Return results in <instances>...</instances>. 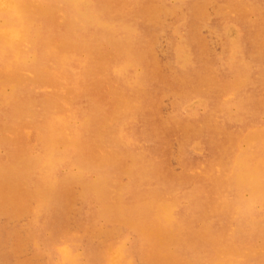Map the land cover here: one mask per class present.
Masks as SVG:
<instances>
[{
    "label": "rangeland",
    "instance_id": "1",
    "mask_svg": "<svg viewBox=\"0 0 264 264\" xmlns=\"http://www.w3.org/2000/svg\"><path fill=\"white\" fill-rule=\"evenodd\" d=\"M21 1L0 0V264H264V0Z\"/></svg>",
    "mask_w": 264,
    "mask_h": 264
},
{
    "label": "bare ground",
    "instance_id": "2",
    "mask_svg": "<svg viewBox=\"0 0 264 264\" xmlns=\"http://www.w3.org/2000/svg\"><path fill=\"white\" fill-rule=\"evenodd\" d=\"M19 1H20V3H23L21 0H19ZM37 1H38V0H37ZM37 1L34 0V2H37ZM67 1H69V0H67ZM28 2H29V0H28ZM28 2H27V3L24 2V3H25V4H28ZM38 2H41V1L39 0ZM45 2H46V1H45ZM20 3H19V4L8 3V5L11 6V7L14 9V11L16 10V11L19 12V13L21 12L20 15H22V12H26L27 10H26L25 8H23V7H19V6L22 5V4L20 5ZM31 3H33V2H31ZM39 4H40V3H39ZM70 4H71V3H70ZM30 5H31V4H30ZM45 5H46V4H45ZM60 5H61V4H60ZM73 5H74V4H73ZM22 6H23V5H22ZM25 7H26V6H25ZM28 7H29V6H27L26 8H28ZM31 7H32V5H31ZM37 7H38V8H36V9H39V10H40V11H36L37 14H38V13H39V14H40V13L42 14V12H43V14H45V12H48V11H49V10L47 9V7L44 6V5H38ZM74 7H75V6H74ZM89 8H90V7H89ZM93 8H94V7H93ZM7 9H8V8H7ZM28 9H30V7H29ZM32 9H33V8H32ZM52 9H54V8H52ZM76 9H77V8H76ZM76 9H75V10H76ZM79 9H81V6H80ZM87 9H88V8H87ZM34 10H35V9H34ZM91 10H92V9H91ZM41 11H42V12H41ZM29 12H30V11H29ZM15 13H16V12H15ZM26 13H27V12H26ZM87 13H88V12H87ZM89 13H90V12H89ZM91 13H92V11H91ZM29 14H30V13H29ZM79 14H80V13H79ZM93 14H95V13H93ZM3 15H5V14H3ZM3 15H2V16H3ZM10 15H12V14H10ZM32 15H33V14H32ZM87 15H88V14H87ZM96 15H97V14H96ZM36 16H37V15H36ZM63 16H64V18H65V15H64V14H63ZM63 16H62V17H63ZM0 17H1V16H0ZM14 17H15V16H14ZM14 17H13V18H14ZM26 17H27V15H26ZM31 17L33 18L34 16H31ZM2 18H4V17H2ZM6 18H7V17H6ZM13 18H12V19H13ZM35 18H36V17H35ZM64 18H63V19H64ZM72 18H73V17H72ZM76 18H77V17H76ZM85 18H86V17H85ZM9 19L11 20V18H9ZM9 19H8V20H9ZM15 19H16V17H15ZM78 19H79V18H78ZM98 19H100L99 16H98ZM27 20H28V19H27ZM61 20H62V19H61ZM101 20H102V19H101ZM16 21H17V19H16ZM23 21H24V19H23ZM28 21H29V20H28ZM78 21H80V20H78ZM81 21H82V20H81ZM81 21H80V23H81ZM104 21H106V20H104ZM12 22H13V20H12ZM14 22H15V20H14ZM18 22H19V21H18ZM18 22H17V23H18ZM32 22H33V21H32ZM40 22H41V21H40ZM83 22H85V21H82V24H85V23H83ZM88 22H89V21H88ZM90 22H91V21H90ZM107 22H108V21H107ZM1 23H3V22H1ZM60 23H61V22H60ZM72 23H73V22H72ZM111 23H112V22H111ZM111 23H110V24H111ZM113 23H115V22H113ZM8 24H9V23H8ZM8 24H7V25H8ZM27 24H28V23L26 22V26H27ZM86 24H88V23H86ZM115 24H116V23H115ZM115 24H114V26H115ZM2 25H3V24H1L0 26H2ZM7 25H6V26H7ZM20 25H22V21H21ZM23 25H24V28H25V27H26L25 24H23ZM32 25H33V24H32ZM95 25H97V24H94V27H95ZM111 25H112V24H111ZM8 26L10 27V25H8ZM8 26H7V27H8ZM14 26H16V25H14ZM90 26H91V25H90ZM105 26H106V25H105ZM122 26H123V24H122ZM91 27H92V26H91ZM118 27H119V26H118ZM118 27H117V28H118ZM0 28H1V27H0ZM15 28H16V27H15ZM15 28H14V29H15ZM19 28H20V27H19ZM19 28H18V29H19ZM24 28H23V29H24ZM31 28H32V27H31ZM37 28H38V26H37ZM101 28H102V27H101ZM103 28H104V27H103ZM105 28H106V27H105ZM124 28H125V26H124ZM11 29H12V28H11ZM11 29H10V30H11ZM23 29H22V31L25 32V29H24V30H23ZM32 29H33V28H32ZM49 29H50V28H49ZM15 30H16V29H15ZM15 30H13V31H15ZM35 30H36V28H35ZM41 30H42V29H41ZM41 30H39L38 32H40ZM106 30H107V29H106ZM8 31H9V30L6 31V29H5L4 32H0V35L4 34L2 37H3L4 41H5V43H6L7 45H12V44L16 43L15 38H14L15 33H14L13 31H10V32H8ZM16 31H17V30H16ZM20 31H21V30H20ZM20 31H19V32H20ZM27 31H28V30H26V32H27ZM114 31H116L115 28H114ZM124 31H125V30H124ZM17 32H18V31H17ZM17 32H16V33H17ZM26 32H25V33H26ZM27 33H28V32H27ZM35 33H37V32H35ZM19 34H20V33H19ZM21 34H23V33H21ZM42 34H43V33H42ZM47 34H48V33H47ZM25 35H27V34H25ZM30 35H31V34H30ZM36 35H38V34H36ZM39 35H40V34H39ZM91 35H92V34H91ZM32 36H33V35H32ZM97 36H98V35H97ZM29 37H31V36H29ZM35 37H36V36H35ZM0 38H1V37H0ZM90 38H92V37H90ZM108 38H109V37H108ZM1 39H2V38H1ZM3 39H2V40H3ZM33 39H34V38H33ZM33 39H32V40H33ZM77 39H78V38H77ZM115 39H117V38H115ZM2 40H1V41H2ZM6 40H7V42H6ZM36 40H37V39H36ZM36 40L34 39V41H36ZM108 40H109V39H108ZM126 40H127V39H126ZM128 40H129V39H128ZM128 40H127V41H128ZM4 41H2V42H3V45H4ZM20 41H21V40H20ZM103 41H104V40H103ZM109 41H110V40H109ZM17 42H18V41H17ZM27 42H28V40H27ZM89 42H90V41H89ZM22 43H23V42H22ZM57 43H58V41H57ZM72 43H73V42H72ZM107 43H108V42H107ZM27 44H28V43H27ZM32 44L34 45V43H32ZM0 45H1V44H0ZM33 45H32V46H33ZM22 46H23V45H22ZM47 46H49V44H48ZM24 47H25V44H24ZM24 47H23V48H24ZM30 47H31V46H30ZM8 48H9V46H8ZM19 48H20V47H19ZM23 48H22V50H23ZM48 48H49V47H48ZM52 49H53V48H52ZM109 49H110V48H109ZM118 49H119V47H117V50H118ZM123 49H124V48H123ZM9 50H10V49H9ZM18 50L20 51L21 49H18ZM22 50H21V51H22ZM47 51H48V50H47ZM44 52H45V51H44ZM23 53H24V52H23ZM23 53H22V54H23ZM82 53H83V52H82ZM74 54H75V53H73L72 57L74 56ZM85 54H86V52H85ZM114 54H115V53H114ZM67 55H68V54L63 55V56L65 57V56H67ZM109 55H110V54H109ZM81 56H82V55H81ZM84 56H86V55H84ZM87 56H88V54H87ZM126 56H127V55H126ZM132 56H133V54H132ZM91 57H92V55H91ZM109 57H111V56H109ZM128 57H129V56H128ZM62 58H63V57H62ZM66 58H67V57H66ZM73 58H74V57H73ZM34 59H35V58H34ZM34 59H33V60H34ZM67 59H68V58H67ZM79 59H80V58H79ZM63 60H64V59H63ZM126 60H127V59H126ZM65 61H67V60H65ZM68 61H69V59H68ZM71 61H72V60H71ZM155 61H156V60L154 59V62H155ZM129 62H130V61H129ZM157 62H158V61H157ZM61 63H62V62H61ZM116 63H117V62H116ZM192 63H193V62H192ZM79 64L82 65L81 63H79ZM136 64H137V63H136ZM157 65H158V64H157ZM54 66H55V65H54ZM63 66H64V63H63ZM115 66H116V65H115ZM66 67H68V66H66ZM72 68H74V67H72ZM88 68H89V67H88ZM115 68H116V67H115ZM117 68H118V67H117ZM45 69H47V68H45ZM69 69H70V68H69ZM76 69H77V68H76ZM151 69H152V68H151ZM152 70H153V69H152ZM51 71H52V70H51ZM71 71H73V70H71ZM115 71H116V70H115ZM117 71H118V70H117ZM21 72H22V71H21ZM21 72L19 73L18 76H20ZM25 72H26V71H25ZM74 72H75V71H74ZM22 73H23V72H22ZM113 73H114V69H113ZM118 74H119V73H118ZM140 75H141V74H140ZM18 76H17V77H18ZM24 76H25V75H24ZM63 76H64V75H63ZM137 76H138V75H137ZM210 76H211V75H210ZM143 77H144V76H143ZM19 78H20V77H19ZM19 78H18V79H19ZM63 79H64V78H63ZM61 80H62V79H61ZM251 80H252V79H251ZM18 81H19V80H18ZM18 81H17V83H18ZM127 81H129V80H127ZM65 82H66V81H65ZM134 82H135V80H134ZM57 83H58V82H57ZM135 83H136V82H135ZM11 84H12V83H11ZM60 84H61V82H60ZM17 85H18V84H17ZM61 85H62V84H61ZM63 85H64V84H63ZM71 85H72V84H71ZM14 86H15V85H14ZM72 86H74V85H72ZM209 86H210V85H209ZM256 86H257V85H256ZM263 86H264V85H263ZM67 87H69V86H67ZM212 87H213V86H212ZM204 88H205V87H204ZM61 89H62V88H61ZM68 89H69V88H68ZM68 89H67V90H68ZM37 90H38V89H37ZM40 90H41V89H40ZM64 90H65V89H64ZM200 90H201V89H200ZM38 91H39V90H38ZM59 91H61V90H59ZM111 92H112V91H111ZM64 94H65V93H64ZM114 94H115V93H114ZM116 94H117V93H116ZM119 94H120V93H119ZM65 95H66V94H65ZM117 95H118V94H117ZM122 95H123V94H122ZM66 96H68V94H67ZM120 96H121V95H120ZM248 96H249V95H248ZM59 97H60V96H59ZM69 97H71V96H69ZM109 97H110V96H109ZM47 98H48V97H47ZM57 98H58V96H57ZM60 98H61V97H60ZM70 100H71V99H70ZM248 100H249V99H248ZM57 102H58V101H57ZM65 102H68V101L65 100ZM124 103H125V102H124ZM248 103H249V102H248ZM56 104H57V106H58V103H56ZM69 104H70V103H69ZM126 104H127V103H125V105H126ZM136 104H138V103H136ZM139 104H140V103H139ZM43 106H44V105H43ZM54 106H55V104H54ZM131 106H132V105H131ZM131 106H130V107H131ZM55 107H56V106H55ZM118 107H120V106H118ZM57 108H58V107H57ZM57 108H56V109H57ZM59 108H60V107H59ZM157 108H158V107H157ZM157 108H155V109H157ZM122 109H123V108H122ZM127 109H128V108H127ZM50 110H51V109H50ZM52 110H53V109H52ZM60 111H61V110H60ZM127 111H128V110H127ZM157 111H158V110H157ZM63 112H64V111H63ZM72 112H73V111H72ZM119 112H120V110H119ZM158 112H159V111H158ZM73 113H74V112H73ZM120 113H121V112H120ZM65 114H67V113H65ZM60 115H61V114H60ZM67 115H69V114H67ZM55 116H56V115H55ZM57 116H58V114H57ZM59 117H61V116H59ZM65 117H66V116H65ZM68 117H69V116H68ZM151 117H152V116H151ZM52 118H53V116H52ZM57 118H58V117H57ZM61 118H62V117H61ZM64 119H65V118H64ZM70 119H71V118H70ZM55 120H56V119H55ZM60 120H61V119H60ZM53 121H54V120H53ZM58 121H59V120H58ZM87 122H88V121H87ZM105 122H106V121H105ZM54 123H55V122H54ZM57 124H58V123H57ZM80 124H83V123L80 122ZM104 124H106V123H104ZM107 124H108V123H107ZM107 124H106V125H107ZM54 125H55V124H54ZM50 126H51V125H50ZM101 126H103V125H101ZM197 126H198V125H197ZM51 128H52V127H51ZM57 128H59V127H57ZM64 128H65V127H64ZM75 128H76V126H75ZM101 128H102V127H101ZM65 129H66V128H65ZM48 130H49V128H48ZM52 130H53V129H52ZM78 130H79V129H78ZM192 130H193V129H192ZM197 131H198V130H197ZM217 131H218V129H217ZM51 132H52V131H51ZM54 132H55V127H54ZM75 132H76V131H75ZM78 132H79V131H78ZM122 132H123V131H122ZM122 132H121V134H122ZM96 133H97V132H96ZM99 133H100V132L98 131L97 134H99ZM119 133H120V132H119ZM51 134H53V133H51ZM55 134H56V132H55ZM55 134H53L54 137H55ZM71 134H72V133H71ZM74 134H75V133H74ZM219 134H220V133H219ZM28 135H29V134H28ZM28 135H27V136H28ZM75 135H76V134H75ZM78 135H80V134H78ZM94 135H96V134H94ZM118 135H119V134H118ZM125 135H126V134H125ZM142 135H143V134H142ZM260 135H264V134H260ZM59 136H60V135H59ZM98 136H99V135H98ZM135 136H137V135H135ZM155 136H156V135H155ZM96 137H97V136H96ZM96 137H95V138H96ZM120 137H121V136H120ZM131 137H132V136H131ZM260 137H261V136H260ZM263 137H264V136H263ZM48 138H49V137H48ZM58 138H59V137H58ZM92 138H93V137H92ZM110 138H112V137H110ZM116 138H117V137H116ZM135 138H136V137H135ZM100 139H101V138H100ZM100 139L98 138V141H99ZM121 139H122V138H121ZM137 139H138V138H137ZM40 140H41V138H40ZM53 140H54V139H53ZM70 140H71V139H70ZM77 140L79 141L78 138H77ZM127 140H128V139H127ZM215 140H216V139H215ZM258 140H260V139H258ZM47 141H48V140H47ZM58 141H60V140L58 139ZM61 141H62V140H61ZM164 141H165V140H164ZM212 141H213V140H212ZM50 142H51V141H50ZM79 142H80V141H79ZM219 142H220V141H219ZM257 142H258V141H257ZM257 142H256V143H257ZM48 143H49V141H48ZM51 143H52V142H51ZM51 143H50V144H51ZM55 143L59 144V142H56V141H55ZM66 143H67V142H66ZM66 143H62V144L64 145V144H66ZM102 143H103V142H100V144H102ZM113 143H114V142H113ZM260 143H261V141L259 142V145H260ZM62 144H61V145H62ZM94 144H95V142H94ZM100 144H99V145H100ZM126 144H128V143H126ZM55 145H56V144H55ZM72 145H73V144H72ZM74 145H75V144H74ZM77 145H78V144H77ZM86 145H87V143H86ZM99 145H95V147H96V146H99ZM106 145H107V141H106ZM67 146H70V145H67ZM75 146H76V145H75ZM80 146H81V145H80ZM100 146H101V145H100ZM108 146H109V145H108ZM255 146H256V145H255ZM47 147H49V146H47ZM64 147H66V146H64ZM91 147H92V146H91ZM101 147H102V146H101ZM115 147H116V146H115ZM164 147H165V146H164ZM218 147H219V146H218ZM256 147H257V146H256ZM256 147H255V148H256ZM259 147H260V146H259ZM49 148H51V145H50ZM57 148H58V146H57ZM76 148H77V146H76L74 149H76ZM87 148H88V147H87ZM108 148H110V147H108ZM108 148H107V149H108ZM89 149H90V147H89ZM93 149H94V148H93ZM96 149H97V148H96ZM101 149H102V148H101ZM248 149H249V148H248ZM248 149H247V150H248ZM44 150H45V149H44ZM50 150H51V149H50ZM53 150H54V149H53ZM55 150H56V149H55ZM67 150H68V149H67ZM77 150H78V148H77ZM79 150H80V148H79ZM82 150H85V149H82ZM82 150H80V151H82ZM110 150H112V149L110 148ZM258 150H259V149H258ZM47 151H48V150H47ZM73 151H74V150H73ZM96 151H97V150H96ZM102 151H103V150H102ZM130 151H131V150H130ZM248 151H249V150H248ZM262 151H263V150H261V152H262ZM76 152H77V151H76ZM94 152H95V151H94ZM110 152H111V151H110ZM161 152H163V150H161ZM164 152H165V151H164ZM255 152H256V151H255ZM261 152H259V153H261ZM80 153H81V152H80ZM131 153H133V152H131ZM136 153H137V152H136ZM150 153H151V152H150ZM165 153H166V152H165ZM244 153H245V152H244ZM247 153H250V152H247ZM257 153H258V152H257ZM81 154H82V153H81ZM107 154H109V153H108V150H107ZM112 154H113V152L111 153V156H112ZM115 154H116V153H115ZM115 154H114V155H115ZM126 154H127V152H126ZM252 154H254V152H252ZM263 154H264V153L262 152V155H263ZM88 155H89V154H88ZM91 155H94V153H92ZM151 155H153V154H151ZM250 155H251V154H250ZM262 155H260V156H262ZM125 156H126V155H125ZM128 156H130V155H128ZM136 156H139V157H140L139 154L136 155ZM164 156H165V155H164ZM254 156H255V154H254ZM89 157H90V159H91L92 156H89ZM117 157H118V156H117ZM120 157H121V159H122V156H120ZM133 157H134V156H133ZM149 157H150V156H149ZM256 157H257V156H256ZM256 157H255V158H256ZM61 158H62V157H61ZM76 158H77V157H76ZM92 158H93V157H92ZM113 158H114V160H112V161H115L116 159H115L114 156H113ZM125 158H126V157H125ZM241 158H242V157H241ZM249 158H250V157H249ZM121 159H120V160H121ZM147 159H148V158H147ZM147 159H146V160H147ZM150 159H151V157H150ZM91 160H93V159H91ZM148 160H149V159H148ZM156 160H157V158H156ZM248 160H249V159H248ZM79 161H80V160H79ZM159 161H160V160H159ZM162 161H164V159H163ZM52 162H53V161H52ZM149 162H150V161H149ZM152 162H153V161H151L150 163H152ZM165 162H166V161H165ZM84 163H85V162H84ZM158 163H159V162H158ZM162 163H163V162H161V166H162ZM80 164H81V161H80ZM144 164H145V163H144ZM163 164H164V163H163ZM165 164H166V163H165ZM169 164H170V163H169ZM169 164H168V165H169ZM146 165H147V164H146ZM146 165H145V167H147V166L149 167V165H147V166H146ZM170 165H171V164H170ZM250 165H253V164H250ZM109 166H110V165H109ZM125 166H126V164H125ZM132 166H133V165H132ZM134 166H135V165H134ZM260 166H261V165H260ZM117 167H118V166H117ZM126 167H128V166H126ZM165 167H166V166H165ZM134 168H135V167H134ZM260 168H261V167H260ZM107 169H108V168H107ZM117 169H118V168H117ZM128 169H129V168H128ZM131 169H132V168H131ZM157 169H158V168H157ZM162 169H164V167H163ZM237 169H238V168H237ZM124 170H125V169H124ZM106 171H107V170H106ZM125 171H126V170H125ZM128 171H129V170H128ZM171 171H173V170H171ZM238 171H239V169H238ZM123 173H124V171H123ZM126 173H127V172H126ZM174 173H175V172H174ZM107 174H108V173H107ZM112 174H113V173H112ZM161 174H162V173H161ZM254 174H255V173H254ZM261 174H262V173H261ZM174 175H175V174H174ZM111 176H112V175H111ZM115 176H116V175H115ZM117 176H119V175L117 174ZM122 176H124V175H122ZM122 176H121V178H122ZM127 176H128V174H127ZM129 176H130V175H129ZM145 176H146V175H145ZM235 176H236V175H235ZM105 177H106V176H105ZM105 177H104V178H105ZM119 177H120V176H119ZM116 178H117V177H116ZM129 178H130V177H129ZM234 178H235V177H234ZM101 179H102V178H101ZM119 179H120V178H119ZM236 179H237V178H236ZM239 179H240V178H239ZM106 180H107V179H106ZM109 180H111V178H110ZM104 181H105V180H104ZM111 181H112V180H111ZM206 181H208V180H206ZM216 182H217V181H216ZM231 182H232V181H230V184H231ZM104 183H105V182H104ZM219 183H221V182H219ZM263 183H264V182H263ZM215 184H216V183H215ZM240 184H241V183H240ZM104 185H105V184H104ZM111 185H112V184H111ZM111 185H110V186H111ZM114 185H115V184H114ZM116 185H117V184H116ZM123 185H124V184H123ZM156 185H157V184H156ZM173 185H174V184H173ZM218 185H219V184H218ZM233 185H234V184H233ZM110 186H109V187H110ZM112 186H113V185H112ZM210 186H211V185H210ZM98 187H99V186H98ZM98 187H97V188H98ZM102 187H103V185H102ZM109 187H108V188H109ZM117 187H119V186H117ZM131 187H132V186H131ZM139 187H140V186H139ZM139 187H138V188H139ZM218 187H219V186H218ZM123 188H124V186H123ZM126 188H127V187H126ZM129 188H130V187H129ZM134 188H135V187H134ZM245 188H246V187H245ZM99 189H100V188H99ZM218 189H219V188H218ZM220 189H223V187H222V188L220 187ZM232 189H233V187H232ZM236 189H237V188H236ZM249 189H250V188H249ZM101 190H102V188H101ZM122 190H123V189H122ZM250 190H251V189H250ZM102 191H103V190H102ZM112 191H113V190H112ZM136 191H137V189H136ZM97 192H100V191L97 190ZM121 192H122V191H121ZM217 192H218V191H217ZM217 192H216V193H217ZM116 193H117V192H115V194H116ZM165 193H166V192H165ZM222 193H223V192H222ZM225 193H226V192H225ZM97 194H99V193H97ZM115 194H114V195H115ZM126 194H127V193H126ZM167 194H169V193H167ZM110 195H111V194H110ZM117 195H118V194H117ZM117 195H115V197H116ZM227 195H228V193H227ZM111 196H112V195H111ZM163 196H165V195H163ZM220 196H221V195H220ZM225 196H226V195H224V197H225ZM229 196H230V195H229ZM112 197H113V196H112ZM165 197H166V196H165ZM168 197H169V196H168ZM222 197H223V196H222ZM235 197H237V196H235ZM119 198H120V197H119ZM159 198H160V197H159ZM163 198H164V197H163ZM220 198H221V197H220ZM232 198H233V197H232ZM116 199H117V198H116ZM116 199H115V200H116ZM233 199H234V198H233ZM181 200H182V199H181ZM239 200H240V199H239ZM161 201H162V198H160V202H161ZM188 201H189V200H188ZM221 201H222V200H221ZM229 201H230V200H229ZM133 202H134V201H133ZM138 202H139V201H138ZM160 202H158V203L160 204ZM181 202H182V201H180V203H181ZM224 202H225V201H223V203H224ZM130 203H131V202H130ZM151 203H152V202H151ZM166 203H167V201H166ZM166 203H164V204H166ZM172 203H173V202H172ZM187 203H188V202H187ZM226 203H227V202H226ZM131 204H132V203H131ZM142 204H143V203H142ZM142 204H141V205H142ZM147 204H148V203H147ZM161 204H162V203H161ZM164 204H163V205H164ZM168 204H169V203H168ZM168 204H167V205H168ZM170 204H171V203H170ZM181 204H182V203H181ZM199 204H200V203H199ZM231 204H232V203H231ZM231 204H230V206H231ZM111 205H112V204H111ZM116 205H117V204H116ZM118 205H119V204H118ZM178 205H179V204H178ZM224 205H225V204H224ZM227 205H228V204H227ZM114 206H115V205H114ZM148 206H149V205H148ZM161 207H162V206H161ZM165 207H166V206H165ZM177 207H178V206H177ZM108 208H109V207H108ZM112 208H114L113 205H112ZM138 208H140V207H138ZM148 208H149V207H148ZM195 208H196V207H195ZM121 209H122V208H121ZM136 209H137V208H136ZM141 209H142V207H141ZM159 209H160V207H159ZM162 209H163V211H164V208H162ZM167 209H168V208H167ZM216 209H217V208H216ZM111 210H112V209H111ZM143 210H144V209H143ZM202 210H203V209H202ZM140 211H141V210H140ZM148 211H149V210H148ZM161 211H162V210H161ZM164 212H165V211H164ZM164 212H163V213H164ZM175 212H176V211H175ZM186 212H187V211H186ZM206 212H208V210H207ZM243 212H245V211H243ZM243 212H242V213H243ZM133 213H134V211H133ZM212 213H213V212H212ZM231 213H234V214H235V212H231ZM159 214H160V213H159ZM176 214H177V213H176ZM234 214H233V215H234ZM132 215L135 216L134 214H132ZM141 215L143 216L144 214H141ZM184 215H185V214H184ZM239 215H240V214H239ZM239 215H238V216H239ZM255 215H257V214H255ZM259 215H260V214H259ZM178 216H180V215H178ZM230 216H231V215H230ZM257 216H258V215H257ZM127 217H128V216H127ZM139 217H140V216H139ZM143 217H144V216H143ZM215 217H216V216H215ZM242 217H243V216H242ZM248 217H249V216H248ZM248 217H247V218H248ZM141 218H142V217H141ZM160 218H161V216H160ZM227 218L229 219V217H227ZM232 218H233V216H232ZM234 218H235V217H234ZM236 218H237V217H236ZM239 218H240V217H239ZM133 219L135 220L134 217H133ZM147 219H148V217H147ZM147 219H145V221H146ZM161 219H163V218H161ZM215 219H216V218H215ZM241 219H242V218H241ZM263 219H264V218H263ZM115 220H116V219H115ZM150 220H151V219H150ZM150 220H149V222L154 221V219L151 220V221H150ZM163 220H164V219H163ZM235 220H236V219H235ZM257 220H258V219H257ZM125 221H126V220H125ZM132 221H133V220H132ZM142 221H143V218H142ZM156 221H157V220H156ZM220 221H223V220H220ZM245 221H246V220H245ZM261 221H262V219H261ZM261 221H260V222H261ZM263 221H264V220H263ZM173 222H174V221H173ZM177 222H178V220H177ZM180 222H181V221H180ZM224 222H225V221H224ZM248 222H249V221H248ZM254 222H255V221H253V223H254ZM125 223H127V222H124V225H126ZM130 223H131V222H130ZM134 223H136V222H134ZM154 223H155V222H154ZM161 223H162V222H161ZM174 223H175V222H174ZM206 223H207V222H206ZM139 224H141V223H139ZM146 224H147V223H146ZM146 224H145V225H146ZM155 224H156V223H155ZM181 224H182V223H181ZM209 224H210V223H209ZM209 224H207V225H209ZM227 224H228V223H227ZM250 224L252 225V223H250ZM255 224H256V223H255ZM148 225H150V224H147L146 226H148ZM160 225H161V224H160ZM162 225H163V224H162ZM172 225H173V223H172ZM246 225H247V224H246ZM133 226H134V225H133ZM155 226H156V225H155ZM169 226H170V225H169ZM177 226H178V225H177ZM194 226H195V225H194ZM214 226H216V225H214ZM248 226H249V224H248ZM261 226L263 227V225H261ZM130 227H131V226H130ZM174 227H175V226H174ZM174 227H173V228H174ZM180 227H181V226H180ZM209 227H210V226H209ZM251 227H253V226H251ZM255 227H256V225H255ZM131 228H133V227H131ZM135 228H136V227H135ZM141 228H142V227H141ZM175 228H176V227H175ZM186 228H187V227H186ZM186 228H185V229H186ZM192 228H193V227H192ZM39 229H40V228H39ZM143 229H144V228H143ZM150 229H151V228H150ZM161 229H163V228H161ZM161 229H160V230H161ZM180 229L182 230V228H180ZM180 229H179V230H180ZM210 229H211V228H210ZM135 230H136V229H135ZM153 230H154V229H153ZM207 230H208V229H207ZM141 231H142V230H141ZM154 231H155V230H154ZM208 231H209V230H208ZM243 231H244V230H243ZM249 231H250V230H249ZM64 232H66V231H64ZM149 232H151V230H149ZM149 232H148V233H149ZM225 232H226V231H225ZM245 232H246V230H245ZM252 232H253V231H252ZM252 232H250V233L253 234ZM66 233H67V232H66ZM138 233H139V231H138ZM145 233H146V231L144 232V234H145ZM163 233H164V231H163ZM166 233H167V232H166ZM191 233H192V232H191ZM201 233H202V232H201ZM201 233H200V234H201ZM207 233H208V232H207ZM159 234H160V233H159ZM200 234H199V235H200ZM71 235H72V234H71ZM139 235H140V234H139ZM146 235H147V234H146ZM166 235H167V234H166ZM179 235H180V234H179ZM167 236H168V235H167ZM169 236H170V235H169ZM181 236H182V234H181ZM204 236L206 237V235H204ZM59 237H60V236H59ZM74 237H76V236H74ZM141 237H142V235H141ZM182 237H183V236H182ZM198 237H200V236H198ZM249 237H250V235H249ZM263 237H264V236H263ZM137 238H138V237H137ZM257 238H258V237H257ZM62 239H63V238H62ZM144 239H145V238H144ZM162 239H163V238H162ZM168 239H169V238H168ZM180 239H181V238H180ZM141 240H142V238H141ZM146 240H147V239H146ZM156 240H158V239H156ZM164 240H165V238H164ZM161 241H162V240H161ZM247 241H248V240H247ZM63 242H64V241H63ZM68 242H69V241H68ZM137 242H138V241H137ZM148 242H149V241H148ZM158 242H159V240H158ZM170 242H171V241H170ZM252 242H253V241H252ZM252 242H249V245H250ZM154 243H155V242H154ZM166 243H167V242H166ZM182 243H183V242H182ZM233 243H234V242H233ZM243 243H244V242H243ZM245 243H247V242H245ZM253 243H254V242H253ZM261 243H262V242H261ZM263 243H264V242H263ZM137 244H138V243H137ZM137 244H136V245H137ZM157 244H158V243H157ZM231 244H232V243H231ZM236 244H237V243H236ZM108 245H109V244H108ZM108 245H107V246H108ZM138 245H139V244H138ZM154 245H155V244H154ZM159 245H160V244H159ZM172 245H173V244H172ZM237 245H239V244H237ZM162 246H163V245H162ZM165 246H166V245H165ZM180 246H181V245H180ZM140 247H141V244H140ZM156 247H157V245H156ZM156 247H155V248H156ZM159 247H160V246H159ZM163 247H164V246H163ZM166 247H167V246H166ZM241 247H242V246H241ZM241 247L239 246L238 249H240ZM72 248H73V247H72ZM141 248H142V247H141ZM146 248H149V247H146ZM157 248H158V247H157ZM157 248H156V250H157ZM182 248L184 249V247H182ZM187 248H188V247H187ZM206 248H209V247H206ZM55 249H57V248H55ZM162 249H163V248H162ZM180 249H181V248H180ZM156 250H155V251H156ZM178 251H179V250H178ZM201 251H202V250H201ZM236 251H237V250H236ZM179 252H181V251H179ZM72 253H73V252H72ZM109 253H110V252H109ZM137 253H138V252H137ZM146 253H147V252H146ZM150 253H151V251H150ZM152 253H153V251H152ZM152 253H151V255H153ZM215 253H216V252H215ZM226 253H227V252H226ZM54 254H55V253H54ZM180 254H181V253H180ZM203 254H204V253H203ZM203 254H202V255H203ZM207 254H208V253H207ZM237 254H238V252H237ZM237 254H236V255H237ZM48 255H49V254H48ZM108 255H110V254H108ZM139 255H140V254H139ZM148 255H149V254H148ZM183 255H184V254H183ZM196 255H197V254H196ZM200 255H201V254H200ZM205 255H206V254H205ZM205 255H203V256H205ZM224 255H225V254H224ZM258 255H259V254H258ZM141 256H142V255H141ZM145 256H146V255H145ZM154 256H155V255H154ZM156 256L158 257V255H156ZM166 256H167V255H166ZM207 256H209V255H207ZM106 257H107V256H106ZM257 257H258V256H257ZM263 257H264V252H263ZM148 258H149V257H148ZM151 258H152V257H151ZM249 258H250V257H249ZM58 259H59V258H58ZM154 259H155V257H154ZM207 259H208V258H207ZM209 259H211V258H209ZM229 259H231V258H229ZM251 259H253V257H252ZM199 260H200V259H199ZM126 261H127V260H126ZM152 261H154V260L152 259ZM205 261H206V260H205ZM205 261H204V263H205ZM226 261H228V260H226ZM226 261H225V262H226ZM257 261H258V259H257ZM259 261H260V260H259ZM57 262H58V261H57ZM201 263H202V262H201ZM201 263H200V264H201ZM207 263H208V262H207ZM254 263L256 264V262H254ZM254 263H253V264H254ZM260 263H262V262H260ZM245 264H246V263H245ZM248 264H249V261H248ZM262 264H263V263H262Z\"/></svg>",
    "mask_w": 264,
    "mask_h": 264
}]
</instances>
